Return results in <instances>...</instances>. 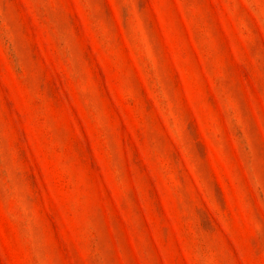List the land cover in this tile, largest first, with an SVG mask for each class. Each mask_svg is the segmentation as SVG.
<instances>
[{
    "label": "rangeland",
    "instance_id": "374dc122",
    "mask_svg": "<svg viewBox=\"0 0 264 264\" xmlns=\"http://www.w3.org/2000/svg\"><path fill=\"white\" fill-rule=\"evenodd\" d=\"M0 264H264V0H0Z\"/></svg>",
    "mask_w": 264,
    "mask_h": 264
}]
</instances>
